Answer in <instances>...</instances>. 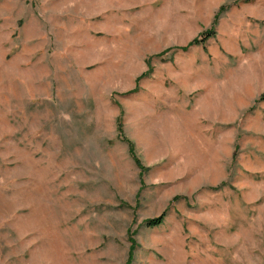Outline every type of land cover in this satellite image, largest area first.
<instances>
[{
  "label": "rangeland",
  "instance_id": "374dc122",
  "mask_svg": "<svg viewBox=\"0 0 264 264\" xmlns=\"http://www.w3.org/2000/svg\"><path fill=\"white\" fill-rule=\"evenodd\" d=\"M132 242L130 264H264V0H0V264Z\"/></svg>",
  "mask_w": 264,
  "mask_h": 264
},
{
  "label": "trees",
  "instance_id": "16d2710c",
  "mask_svg": "<svg viewBox=\"0 0 264 264\" xmlns=\"http://www.w3.org/2000/svg\"><path fill=\"white\" fill-rule=\"evenodd\" d=\"M243 3H248L252 0H240ZM224 10V8H221L218 13L215 16V22L218 19L219 14L222 13V11ZM212 26L209 30L205 31L204 33H202L199 37L193 39L191 42L188 43L187 46L185 47H181L178 50L181 51H185L188 50L190 47L193 46H202L204 48L206 42L208 40H210L213 35H214V30H213ZM163 54V53H162ZM162 54H160L159 56H161ZM140 80V77L137 79V82ZM137 91V87L132 90L131 92H129L130 94L136 93ZM128 93V94H129ZM117 125H116V132H117V138L119 140H121L122 142L126 143L127 147H128V152L130 157L133 159L135 165L139 168L140 171L145 170L144 167L142 166L139 158L137 157L136 153H135V149H134V144L133 142H131L129 139H127L124 135V131H123V126H122V122H121V118L119 117L116 121ZM216 190V189H213ZM165 212H163L162 214H160L159 216L155 217V218H150L148 220L145 221V226L149 227V228H157L160 227L163 224L164 218H165ZM134 250V243L132 242V246L130 248V252H129V256H128V261L126 264H130L131 260H132V252Z\"/></svg>",
  "mask_w": 264,
  "mask_h": 264
}]
</instances>
